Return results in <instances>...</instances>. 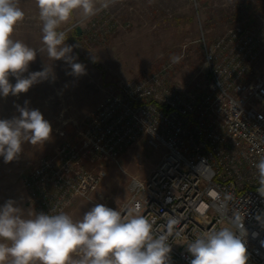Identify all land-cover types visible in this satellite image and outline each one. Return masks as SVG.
Masks as SVG:
<instances>
[{
	"label": "built area",
	"instance_id": "2783aa9c",
	"mask_svg": "<svg viewBox=\"0 0 264 264\" xmlns=\"http://www.w3.org/2000/svg\"><path fill=\"white\" fill-rule=\"evenodd\" d=\"M263 43L261 33L236 23L202 41V87L172 82L168 65L106 93L79 144L41 159L26 180L42 187L45 211L99 186L101 174L81 157L114 160L144 136L165 151L145 179L130 180L122 214L143 215L155 236H167L171 264H190L187 246L197 235L235 227L239 217L247 264H264V190L255 167L264 158V69L249 78Z\"/></svg>",
	"mask_w": 264,
	"mask_h": 264
},
{
	"label": "rangeland",
	"instance_id": "374dc122",
	"mask_svg": "<svg viewBox=\"0 0 264 264\" xmlns=\"http://www.w3.org/2000/svg\"><path fill=\"white\" fill-rule=\"evenodd\" d=\"M18 6L24 18L16 25L13 38L42 48L36 0H19ZM236 23L252 27L264 39V0H116L91 19H82L77 13L61 24L59 30L67 33L66 44L79 45L72 55L85 71L73 74L64 60L53 61L40 52L29 71H41L47 64L55 78L33 85L27 93L0 98V119L18 115L15 106H25L27 101V106L40 110L52 126V136L44 144H24L23 152L9 163L0 157V205L12 199L27 211L47 214L39 201L42 187L28 184L29 177L41 159L55 156L66 143L79 144L86 120L102 97L127 80L168 65L167 77L172 82L202 87V41H214ZM173 56L179 59L174 62ZM263 69L264 43L249 78ZM10 82L15 83V78ZM164 151L161 146L152 148L142 136L117 159L100 162L81 157L79 164L99 172L101 182L52 215L64 212L80 220L97 203L122 212L130 196V180L145 179Z\"/></svg>",
	"mask_w": 264,
	"mask_h": 264
},
{
	"label": "clouds",
	"instance_id": "9594fccd",
	"mask_svg": "<svg viewBox=\"0 0 264 264\" xmlns=\"http://www.w3.org/2000/svg\"><path fill=\"white\" fill-rule=\"evenodd\" d=\"M116 0H36L42 22L43 47L35 49L13 38L24 18L19 0H0V98L18 96L54 77L52 66L29 71L37 54L46 52L53 61L64 60L72 73L83 74L73 48L66 44V31L59 30L77 13L91 19ZM173 61L178 57L173 56ZM27 73V76H25ZM15 78V83L10 78ZM16 105L18 115L0 119V157L4 163L18 158L23 145L44 144L52 126L38 109ZM264 190V158L255 165ZM174 221H170V224ZM235 227L205 231L187 246L190 264H247L246 232L239 217ZM171 246L166 235L155 236L152 223L143 215L97 203L74 220L67 213L27 211L12 199L0 205V264H171Z\"/></svg>",
	"mask_w": 264,
	"mask_h": 264
},
{
	"label": "water",
	"instance_id": "95a60500",
	"mask_svg": "<svg viewBox=\"0 0 264 264\" xmlns=\"http://www.w3.org/2000/svg\"><path fill=\"white\" fill-rule=\"evenodd\" d=\"M78 32L80 33L79 29H78Z\"/></svg>",
	"mask_w": 264,
	"mask_h": 264
}]
</instances>
